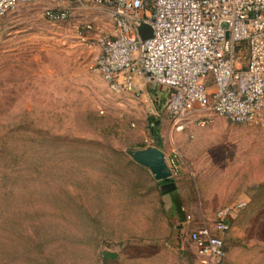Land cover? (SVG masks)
Here are the masks:
<instances>
[{
  "label": "rangeland",
  "instance_id": "374dc122",
  "mask_svg": "<svg viewBox=\"0 0 264 264\" xmlns=\"http://www.w3.org/2000/svg\"><path fill=\"white\" fill-rule=\"evenodd\" d=\"M47 4L0 16V264H97L105 246L144 232L141 207L124 202L138 176L128 151L155 144L150 118L163 150L173 147L165 160L176 155L178 168L188 153L201 158V169L229 174L219 189L246 194L248 207L223 235V264H264V130L211 115L193 123L198 133L176 131L164 89L150 88V102L113 93L95 70L96 46L86 39L112 32L103 9L74 7L52 22Z\"/></svg>",
  "mask_w": 264,
  "mask_h": 264
},
{
  "label": "built area",
  "instance_id": "2783aa9c",
  "mask_svg": "<svg viewBox=\"0 0 264 264\" xmlns=\"http://www.w3.org/2000/svg\"><path fill=\"white\" fill-rule=\"evenodd\" d=\"M39 0H0V16ZM43 16L68 19L74 7L106 12L111 33L86 42L98 47L94 68L113 93L141 100L156 98L151 85L165 91L164 113L176 131L204 126L211 115L264 130V0H47ZM151 26L141 39L137 26ZM84 29H93L85 22ZM243 65H239L240 62ZM146 100V101H147ZM176 155L166 160L176 174ZM228 209L217 212L214 228L191 230L200 264H222V234L230 227ZM186 216L180 224L189 223Z\"/></svg>",
  "mask_w": 264,
  "mask_h": 264
},
{
  "label": "crops",
  "instance_id": "0c3cea01",
  "mask_svg": "<svg viewBox=\"0 0 264 264\" xmlns=\"http://www.w3.org/2000/svg\"><path fill=\"white\" fill-rule=\"evenodd\" d=\"M95 48L98 54V47ZM212 127L210 123L205 132H211ZM185 131L198 133L202 129L191 124ZM160 138L159 148L167 159L173 147L169 153L164 151L165 142ZM182 140L179 136L175 138L178 146L185 144ZM193 144L199 145L198 140L191 141ZM187 158V165L180 164L168 181L155 179L148 168L131 161V168L138 176L129 182L128 189L132 191L124 205L140 206L136 212L146 216L149 225L144 232L128 235L115 245L105 246L97 264H200V257L188 239L189 232L201 226L213 229L216 214L222 209H228L226 220L230 223L229 231L233 230V222L248 207L246 194L232 192L229 187L219 189L216 182L230 178L229 174L201 169L198 161L203 159L194 158L189 153ZM186 216L190 217L189 223L181 225Z\"/></svg>",
  "mask_w": 264,
  "mask_h": 264
},
{
  "label": "water",
  "instance_id": "95a60500",
  "mask_svg": "<svg viewBox=\"0 0 264 264\" xmlns=\"http://www.w3.org/2000/svg\"><path fill=\"white\" fill-rule=\"evenodd\" d=\"M137 32L141 39L150 38L153 34L151 26L145 23H140L137 26ZM128 154L136 163L148 168L155 179L160 181L170 180V169L160 148L149 146L144 149L128 151Z\"/></svg>",
  "mask_w": 264,
  "mask_h": 264
},
{
  "label": "trees",
  "instance_id": "16d2710c",
  "mask_svg": "<svg viewBox=\"0 0 264 264\" xmlns=\"http://www.w3.org/2000/svg\"><path fill=\"white\" fill-rule=\"evenodd\" d=\"M150 88H155V86L151 85ZM149 130L152 136V139L157 147L161 146V138L158 134V121L155 118L149 119Z\"/></svg>",
  "mask_w": 264,
  "mask_h": 264
}]
</instances>
